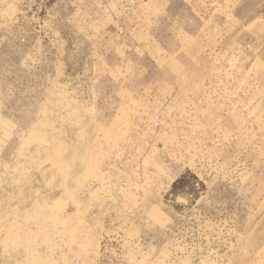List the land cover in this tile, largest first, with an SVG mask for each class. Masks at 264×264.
<instances>
[{
	"label": "rangeland",
	"instance_id": "1",
	"mask_svg": "<svg viewBox=\"0 0 264 264\" xmlns=\"http://www.w3.org/2000/svg\"><path fill=\"white\" fill-rule=\"evenodd\" d=\"M0 264H264V0H0Z\"/></svg>",
	"mask_w": 264,
	"mask_h": 264
},
{
	"label": "built area",
	"instance_id": "2",
	"mask_svg": "<svg viewBox=\"0 0 264 264\" xmlns=\"http://www.w3.org/2000/svg\"><path fill=\"white\" fill-rule=\"evenodd\" d=\"M129 4V8H136L137 5L148 6L150 4V0H123Z\"/></svg>",
	"mask_w": 264,
	"mask_h": 264
}]
</instances>
